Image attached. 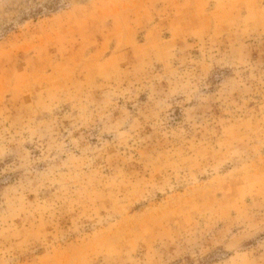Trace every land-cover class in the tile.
<instances>
[{
	"label": "rangeland",
	"instance_id": "374dc122",
	"mask_svg": "<svg viewBox=\"0 0 264 264\" xmlns=\"http://www.w3.org/2000/svg\"><path fill=\"white\" fill-rule=\"evenodd\" d=\"M0 264H264V0H0Z\"/></svg>",
	"mask_w": 264,
	"mask_h": 264
}]
</instances>
